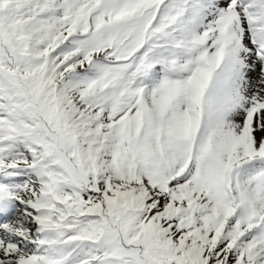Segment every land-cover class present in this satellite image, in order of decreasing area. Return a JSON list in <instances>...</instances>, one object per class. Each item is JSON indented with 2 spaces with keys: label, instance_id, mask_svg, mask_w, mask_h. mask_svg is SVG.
I'll return each mask as SVG.
<instances>
[{
  "label": "snow or ice",
  "instance_id": "6c2138e0",
  "mask_svg": "<svg viewBox=\"0 0 264 264\" xmlns=\"http://www.w3.org/2000/svg\"><path fill=\"white\" fill-rule=\"evenodd\" d=\"M0 264H264V0H0Z\"/></svg>",
  "mask_w": 264,
  "mask_h": 264
}]
</instances>
